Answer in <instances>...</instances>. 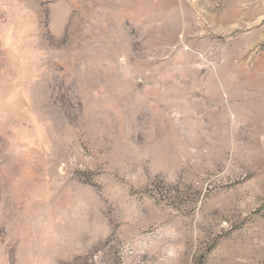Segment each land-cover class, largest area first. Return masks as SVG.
Returning <instances> with one entry per match:
<instances>
[{
    "label": "rangeland",
    "instance_id": "1",
    "mask_svg": "<svg viewBox=\"0 0 264 264\" xmlns=\"http://www.w3.org/2000/svg\"><path fill=\"white\" fill-rule=\"evenodd\" d=\"M0 264H264V0H0Z\"/></svg>",
    "mask_w": 264,
    "mask_h": 264
}]
</instances>
